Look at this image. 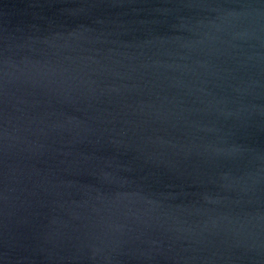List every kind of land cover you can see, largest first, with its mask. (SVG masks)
Masks as SVG:
<instances>
[{"label": "water", "instance_id": "obj_1", "mask_svg": "<svg viewBox=\"0 0 264 264\" xmlns=\"http://www.w3.org/2000/svg\"><path fill=\"white\" fill-rule=\"evenodd\" d=\"M0 264H264V0H0Z\"/></svg>", "mask_w": 264, "mask_h": 264}]
</instances>
